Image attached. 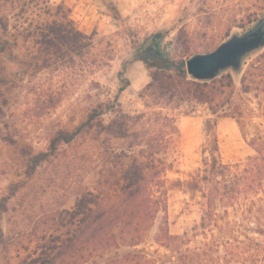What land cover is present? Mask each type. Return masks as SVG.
<instances>
[{
  "label": "rangeland",
  "instance_id": "obj_1",
  "mask_svg": "<svg viewBox=\"0 0 264 264\" xmlns=\"http://www.w3.org/2000/svg\"><path fill=\"white\" fill-rule=\"evenodd\" d=\"M14 1L19 2H6ZM48 1L69 6L71 18L80 31L90 35L91 45L81 53L67 55L69 52L64 49L44 58L42 63L47 60L46 65L39 69L29 67L24 52H12L2 58L11 88L0 97V196L9 197L0 219L4 239L0 244V264H15L29 253L34 257L33 252L47 242L49 234H56L61 218L74 208L81 192L96 185L104 165V157L98 152L101 140L89 148L84 137L76 138L71 145L60 144L58 158L37 168L27 163L26 154L46 150L58 131L72 132L98 105L107 108L100 120L109 123L114 115L104 105L110 106L118 87L145 70L151 81L150 73L155 68L148 66L150 61L134 59L137 48L148 52V46L153 45L152 50L164 56L187 60L196 53L213 50L234 33H243L264 14V0H110L123 2L121 9L116 6L119 19L113 17L102 0ZM14 12L9 4L0 9V15L11 23ZM156 33L159 37L152 42ZM262 53L264 47L248 54L239 72L229 68L220 73H229L233 78V105L245 109L247 136L263 123V116L259 99L253 95L254 85L249 92H243L241 78L250 64H258L257 57ZM170 73L175 75L173 70ZM145 86L133 90L128 84V90L119 93L118 104L132 114L160 110L175 117L180 136L172 145L170 166L165 173L168 228L173 235H195L188 244L194 246L203 240L200 222L205 201L199 193L188 192L184 183L202 168L207 155L203 153L202 123L208 112L177 97L169 105L148 107L151 99L142 94ZM217 137L226 163H243L253 153L230 117L217 123ZM94 147L90 156L88 150ZM77 154L78 159L73 161L72 155ZM231 214L230 211L229 218L233 217ZM157 224L158 220L138 247L152 254L155 250L168 254L153 242ZM18 248L16 258L14 249Z\"/></svg>",
  "mask_w": 264,
  "mask_h": 264
},
{
  "label": "trees",
  "instance_id": "obj_2",
  "mask_svg": "<svg viewBox=\"0 0 264 264\" xmlns=\"http://www.w3.org/2000/svg\"><path fill=\"white\" fill-rule=\"evenodd\" d=\"M1 1L0 9L9 4L15 12L12 23L0 15V97L11 88L2 64L5 54L24 52L29 67L39 69L46 65L47 60L42 63L44 58L64 49L67 55L81 53L91 45L90 35L79 30L69 6L63 2ZM102 2L115 19L120 18L114 2ZM158 37L153 34L152 42ZM152 49L153 45L148 46V52L137 48L134 54V59L150 61L148 66L155 68L142 91L151 99L148 107L169 105L177 97L208 112L202 123L203 153L207 155L202 168L184 183L188 192L199 193L205 201L200 222L203 240L188 245L195 235H173L168 228L165 173L172 145L180 136L176 119L160 110L124 112L118 96L129 84L125 80L110 106L104 105L114 115L109 123L100 120L107 108L98 105L72 132L58 131L46 150L26 154L27 163L37 168L58 158L60 144L71 145L76 138L84 137L90 143L87 148L101 140L98 152L104 157V165L96 185L85 188L74 208L61 218L56 234H49L47 242L33 252L34 257L29 253L16 259L15 264H264V53L241 78L243 92L254 85L253 95L259 99L263 116V123L247 136L245 109L233 105L235 84L231 74L196 81L187 75L186 60L172 59ZM172 70L175 75L170 73ZM224 117L236 121L253 151L243 163H226L220 155L217 123ZM95 148L88 150L90 156ZM78 157L72 155V160ZM7 198L0 196V219L7 210ZM157 220L153 242L168 254L161 255L157 250L152 254L138 247L149 237ZM3 242L0 227V244ZM14 252L19 258V248Z\"/></svg>",
  "mask_w": 264,
  "mask_h": 264
},
{
  "label": "water",
  "instance_id": "obj_3",
  "mask_svg": "<svg viewBox=\"0 0 264 264\" xmlns=\"http://www.w3.org/2000/svg\"><path fill=\"white\" fill-rule=\"evenodd\" d=\"M264 47V14L243 33H234L213 50L196 53L184 62L191 79L210 81L229 68L239 72L242 60Z\"/></svg>",
  "mask_w": 264,
  "mask_h": 264
},
{
  "label": "crops",
  "instance_id": "obj_4",
  "mask_svg": "<svg viewBox=\"0 0 264 264\" xmlns=\"http://www.w3.org/2000/svg\"><path fill=\"white\" fill-rule=\"evenodd\" d=\"M116 4V6L118 8L121 9V4L123 2H114ZM124 14H126L123 10H121ZM127 15V14H126ZM135 63H140V64H143L142 62L140 61H135ZM149 80H150V77H149V74L145 71L139 73V75L135 78V79H132L129 83V87L132 88L133 90H138L142 87H144L147 83H149ZM127 87L125 90L123 91H127L128 88Z\"/></svg>",
  "mask_w": 264,
  "mask_h": 264
}]
</instances>
